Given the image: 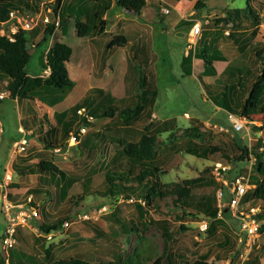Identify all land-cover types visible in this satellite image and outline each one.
Wrapping results in <instances>:
<instances>
[{
	"label": "rangeland",
	"instance_id": "374dc122",
	"mask_svg": "<svg viewBox=\"0 0 264 264\" xmlns=\"http://www.w3.org/2000/svg\"><path fill=\"white\" fill-rule=\"evenodd\" d=\"M213 1H215L218 6H215V9L213 8V13L210 14V17L215 19L224 18L225 12L229 8L244 7L246 4V0ZM259 1L264 3V0ZM53 3L54 0H45L41 7V10H43L42 13L49 14L47 8L51 7L53 9ZM118 10H120L119 7L109 11V16L113 17ZM190 10L191 7H189V11ZM23 12L30 16L35 15L33 11L25 7H23ZM170 13L162 17L157 16L154 18V20L158 21L156 23L158 30L155 33V40L156 51L159 54L157 69L160 77V94L156 97L153 109L158 119L166 120L174 118L176 122L172 125L171 123L168 124L165 131L157 138L158 150L162 148L165 155H170L166 165L159 168L160 176L163 182L167 184L165 188L166 198H164L161 203L162 210L165 213L176 210L173 201L178 199L186 191H190L191 194L205 193L215 195V188L213 187L194 189L190 188L188 184L190 179L198 177L205 168L208 166L212 168V165L217 160L222 162L226 161L220 158V153L208 155L201 154L200 152L205 147L208 148L210 145H216L220 139L232 137H235L236 140L240 142V145L246 144L251 147L257 140V136L264 134V130H258V128L262 126V122L258 120L261 119L260 115L248 117L249 121H258V123L252 124L254 128L252 126L250 127L251 124H249L248 128L241 131H235L233 129L228 118V111L224 108V103L226 101H234V94H237V97L239 96L240 98L241 89L245 88L248 82L243 83V88L237 87L234 94H229V90L226 89L228 83L224 82L229 75L224 73L221 77V72H223L227 64L230 62L234 64V60L243 63L242 68L245 73L248 70L251 71L247 76L249 80L251 76L254 75V71H261L260 68L262 67L261 65H264V61L256 63L253 47L255 44H260L264 48V15L261 24L256 28L250 29L246 37L247 39L238 43H235L233 39L230 38L229 34H225L226 22H222V27L214 32L215 38L211 34L206 35L207 32L212 33L210 29H205L207 26L210 27L209 25L211 23H209V25H204L200 37L203 36V38L207 39V44L209 46L212 45V49L208 47V52L206 53L212 65L206 66L202 64L200 60L199 62L201 65L196 66L197 75L191 76L183 73L179 64L183 56V44H185V41L177 38V30L174 28V21L179 17L180 12L172 11V13ZM144 14L147 15V13ZM50 16H52L51 13ZM145 18L147 19L149 17L145 16ZM80 19L82 20V17H80ZM167 24L169 27H167ZM36 28H39L41 32L40 35L36 34L35 31H32L30 35L32 36V40L38 43L41 40L44 25L40 23L39 27L37 26ZM228 28L229 32H231L232 30L230 31V29H232L233 26H228L226 29L227 31ZM168 29L169 32L167 33L166 31ZM74 30L75 24L73 20L69 25L70 38L68 37L67 40L65 38L64 41L68 44L71 43L70 45H72L75 50L73 56H77L78 53L81 52L82 42L77 39ZM51 42L52 40L50 39L49 45ZM172 42L173 45H171ZM220 45L222 49H219ZM46 46L45 44H41L38 47L32 48V58L27 65L28 75L34 76L37 73L45 71L41 64V54L46 49ZM220 55H222L225 60L219 61L221 58ZM86 56H88V51ZM213 56L219 57V62L217 60L214 61ZM74 59L75 58L72 57L70 60L69 65L71 67L76 65ZM104 59L108 62L112 57L106 54ZM84 60L89 61V57H84ZM43 61L46 63L45 57ZM86 66L84 65L83 69L88 72ZM204 70H207V73L200 76ZM209 70L212 73L216 71V75H218L219 78L221 77V79L217 82L215 80L211 82L213 76L209 74ZM112 72H118L117 76L120 75V69L112 67ZM73 74L71 73V75L75 77L76 75ZM72 76L71 78L76 81V87L71 94H67V98L64 103L60 105V108L69 107L78 102L81 98L82 102L84 99L88 98L89 105L79 109L85 108V113L91 115L90 112L93 108H97L101 103L107 102L103 97L104 95L82 94L83 89H81L82 87L79 79H75ZM201 81L205 84H208L206 82L211 84L205 85ZM5 82L0 83V89H6ZM223 92L226 94H223ZM111 95L116 97L120 108H129L136 106L138 96L140 95L141 97L142 94ZM219 106L222 108L219 109ZM33 108L38 119L46 120L38 124V128L43 127L46 129L48 126L56 124L58 119L59 121L62 120L67 122L68 119L70 121L73 118V112H71V110H67V115L64 117L58 112H52L50 114V111L44 110L36 105ZM148 108L149 107H147V109ZM21 114L22 110L18 101L13 99L0 101V156L4 157L6 162L9 161L10 151L14 149L15 143L22 139V134L19 130L21 125ZM77 114L80 116L78 111ZM24 115H26V113H24ZM152 118L156 117L152 116ZM191 118L198 119V122H202V126L197 125L198 127L196 126L194 128ZM110 122L111 121L107 118H96L95 124L88 127L89 134L87 133L88 135L81 139V143H69L67 140L68 137L62 134L58 145V148L61 150L56 152L55 149H48L45 158L50 159L54 164L66 171L69 179L91 176L94 184L101 183L107 169H110L111 172L116 171L113 170L112 165L120 160L119 153L117 152L119 148L118 143H122L123 146L136 143L139 139L141 129L144 126L142 121H135L129 127V130H132L131 132L125 131L124 129L117 131L116 129L119 130V128L106 127ZM79 123V120L75 122V128H77ZM35 132L39 134L38 130ZM208 132H212L213 134L211 137L209 136L210 138L207 137ZM223 134H227V136ZM202 137L205 138L206 141H201ZM38 139L37 142L41 143ZM209 139L211 140L210 142L208 141ZM187 140H194L196 143L200 144L201 147L198 148L200 156L187 153L183 150L185 141ZM84 143L85 146H83ZM31 147L32 145H29L24 152H16L15 154H25L29 157L39 152V150H36L35 153H32L34 149ZM40 147L41 146H39V148ZM254 164L255 159L253 156H251L250 161H239L237 164L238 170H242V172L251 175V185H253L252 182L261 181L262 179V173L254 167ZM65 183L66 180L61 179L60 176H55V178L44 176L39 183L41 188L34 187L41 190L40 192L33 193V195L42 220L44 218L45 221L55 222L65 218V220L70 222V225L58 229L57 231L50 232V234L53 233L52 238H47V233H44V231L39 228L42 222H44L42 220L38 224L36 223V225L35 223L31 224V227H20L17 236L18 243L15 248L12 249L13 251H11V253L13 258H19L21 260V264H40V261H52L55 259L69 258L75 255L92 262H98L103 259L115 260L116 254L119 255L122 264H138L139 262L147 264L145 261L146 257L156 258L164 254V251L165 254H174L176 264H183L184 261L182 258L188 259L190 264H193L195 258L206 252L210 254L209 262L211 264H227L229 260L235 257L238 248L241 247L238 240L239 228L235 227V225L239 227L238 221L230 215L226 217V220L231 230L233 229L231 233L233 238V242L231 243L232 251L218 247L217 240L209 238L207 232L204 233L201 231L200 222L203 220H201V218L204 216H202L199 221L191 220L190 222H185L182 220H174L173 218L166 217L165 215H158L153 212L149 214L150 217L147 216L144 218L145 221H148L146 226L144 222H137V229L132 230V227L129 226L128 223H124L125 226L122 227V225L116 221L107 219V216H112V214L125 219L136 217V211L130 206L132 200H126L125 197H120L117 202H114L110 201L107 197L99 195L93 196L87 193L85 195L86 199L79 201L77 200V196L73 198L71 196L73 192H79V190H81L80 180L72 185L66 198H62L60 191ZM14 184H12L11 187L16 186ZM251 189L252 187L249 190ZM70 198L72 202H68ZM227 199L226 197V200ZM86 212L91 215L90 219L78 218V216H84ZM150 218L155 221V224L150 221ZM166 218H170V226L163 224ZM204 219L209 220L208 218ZM2 221L3 219L0 212V222ZM182 222L188 226V230H182L180 228ZM164 227H167L166 232ZM166 233H169V237L167 238ZM256 245L254 246V250L256 249ZM147 247L151 248V250H142ZM48 249L50 252L49 255L46 256V250ZM138 250H140V255L136 253ZM153 261L154 260H151L149 263ZM16 264L19 263L17 262Z\"/></svg>",
	"mask_w": 264,
	"mask_h": 264
},
{
	"label": "trees",
	"instance_id": "16d2710c",
	"mask_svg": "<svg viewBox=\"0 0 264 264\" xmlns=\"http://www.w3.org/2000/svg\"><path fill=\"white\" fill-rule=\"evenodd\" d=\"M44 1L45 0H0V24H6L8 22L10 12L12 10H19L23 12V7H25L26 9L33 11L34 14L38 13L41 10ZM62 3L63 0H54L52 5L55 13L60 12L61 25L64 27L70 16H65L61 11H59ZM117 4L128 11L141 12V10L147 6V1L117 0ZM206 8L207 5L204 0H197L194 5V9L199 17H201L202 12ZM78 15L83 16L84 13L80 11L74 16L76 19L75 27L77 34L80 37H84L92 30H95L96 26L90 25L88 22L81 21ZM263 15V2L259 0H246L244 7H234L232 9H228L224 18H216L215 21H217V23L222 21L232 23L233 28L229 36L235 43H238L247 39L246 37L248 35L247 32L249 28H256L261 24ZM101 24H103V20H101ZM37 30L39 31V28H35L32 31L37 32ZM32 31H18L17 34L14 35L15 40H11L8 36L0 35V83L7 81L6 88L9 91V98L11 99L18 98V100L27 99L35 101L37 97H42L48 104L53 105L58 101L63 100L75 86V82L71 79L67 66V63L70 61L73 54V48L67 43L53 39L52 45L47 52L49 41L55 31V24L52 22L45 25L42 31L41 40L36 43V47L41 44L47 45L46 49L41 54V59L43 69H49L50 73L47 76H30L27 73V65L32 58L31 43L33 40L30 35ZM209 34L211 33H206V35ZM208 47L212 49V45L209 46L207 44V39L203 38V40L198 42L195 51H191L188 54L186 61L192 63V59L195 56L196 58H201L206 66H211L212 63L209 56L206 55ZM253 49V53L256 56V63L264 61V48L260 44H255ZM44 57L46 59V63L43 62ZM213 59L214 61L217 60L216 58ZM242 64V62L234 60V64H231L230 62L225 69V74H228L229 77H227L224 82L228 83L226 89L229 90V94H234L237 87L243 88L242 85L244 82L248 83L245 88L241 89V97L239 98V96L237 97V94H234V101H226L224 103V108L228 112H233L247 118L252 115H260L261 119L258 120L262 122V126H260L258 130L263 131L264 65H261L262 67L260 68V72L254 71V75H252L249 80L247 79V76L251 71L248 70L245 73L242 68ZM143 80L144 77L141 76L139 79V86L141 90L139 94L142 95L141 97L140 95L138 96V101L135 107L120 108L115 96H112L111 94H100L104 95L103 97L107 102L101 103L100 106L93 108L90 112L95 118H107L111 122L106 127L119 128V130L116 129L117 131L124 129L125 131L131 132L132 130H129V127L135 121H142L144 123L139 139L136 143L129 144L128 146H123L122 143H118L119 148L117 149V152L119 153L120 160L112 165L113 170L116 171L111 172L110 169H107L102 182L94 184L91 176L69 179L67 172L54 164L50 159L43 158L37 164L38 169L41 173L49 175L53 178H55V176H60L61 179L66 180L65 185L60 191L62 198H66L72 185L80 180L81 190H79V192H73L71 196L72 198L77 196V200L79 201L85 200V195L87 193H90L93 196L99 195L107 197L110 201L114 202H117L120 197H125L126 200H132L130 202V206H132L136 211V217L125 219L113 214L112 216H107V219L110 221H116L121 224L122 227L125 226L124 223H128L129 226L132 227V230L137 229V222H144V225L146 226L148 221H145L144 218L147 216L150 217L149 214L153 212L158 215H165L166 217L173 218L174 220H182L185 222H190L191 220L199 221V219L204 216L201 220L204 218H208L210 220L207 236L217 240L218 247L232 251V230L226 222V217L229 214V208H223V218H220V208L218 207L216 194L219 184L211 175V166L205 168L198 177L190 179L188 184L190 188L194 189L213 187L215 188V195L205 193L191 194L190 191H186L178 199L173 201L176 210L168 211L166 213L162 210L161 203L162 200L166 198L165 188L167 184L163 182L159 173V168L166 165L170 155H165L162 148H159V153L157 148V138L165 131L168 124L171 123L172 125L176 122L174 118L164 121H151V114H144V110L147 109V107L154 105L158 94L154 93L155 90L150 92L145 91ZM223 94L226 93L223 92ZM88 105L89 102L87 100L74 105L70 109L71 112H73V118L69 122L60 120L57 125L48 126L46 129L43 127L38 128L40 137L45 142L44 145L46 150L58 148L59 140L60 137H62V134H65L68 137L72 131L77 133L82 125L89 127L95 124L87 121L85 118H81L77 114L79 108L84 106L87 107ZM66 113L67 112L62 114V116L65 117L67 115ZM78 120L80 123L77 128H75V122ZM191 122L194 128L197 125L202 126V122H198V119L191 118ZM251 126L252 125H250V127ZM252 127L254 128V126ZM86 135L81 136L79 142ZM212 135V132H208L207 137H211ZM223 135L227 136V134ZM201 141H206V139L202 137ZM208 141L210 142L211 140L209 139ZM83 146H85V143ZM199 147H201L200 144L196 143L194 140H187L185 141L183 150L187 153L200 156L198 151ZM200 153L203 155L220 153V158L223 159V161L226 160L225 162L233 165H237L239 161H250L251 156L254 157V167L262 173V179L261 181L252 182L255 187L247 192L242 205L249 204L247 207L248 210L250 208H260L258 218L260 221L264 220V134L257 136V140L251 145V147L246 144L240 145V142H238L235 137H232L228 139H220L216 145H210L208 148L205 147ZM234 168L236 169V167ZM17 169V164H15V170ZM40 191L41 190L34 188L30 190V193L33 194ZM226 197L230 199V195L228 193H226ZM68 202H72V199H68ZM170 218H166V220L163 221V224L170 226ZM64 220L65 218L55 222L44 220L39 228L44 231V233L54 232L58 229H62L61 227ZM150 221L155 224V221L151 218ZM164 228L166 232L167 227ZM180 228L182 230L189 229L183 222L181 223ZM263 229L264 224H262L261 231ZM167 237H169V233H166V238ZM142 250L148 251L151 250V248L147 247ZM49 252V249L46 250V256L49 255ZM136 253L140 255V250ZM115 257L117 258H115V260L103 259L98 262H92L75 255L69 258L55 259L52 261H40V264H122L121 259H119V255L116 254ZM209 258L210 254L206 252L195 258L193 264H211L209 262ZM260 258L261 257L258 254L252 253L245 264H260ZM182 259L184 261L183 264H190L188 259ZM151 260L154 261L149 263ZM145 261L147 264H176L174 254H165V251L164 254H161L156 258L146 257ZM16 262L19 264L22 263L19 258H13L11 253V264H15ZM0 263H4L2 252L0 253ZM138 264L142 263L139 262Z\"/></svg>",
	"mask_w": 264,
	"mask_h": 264
},
{
	"label": "crops",
	"instance_id": "0c3cea01",
	"mask_svg": "<svg viewBox=\"0 0 264 264\" xmlns=\"http://www.w3.org/2000/svg\"><path fill=\"white\" fill-rule=\"evenodd\" d=\"M146 1H147V6L144 7L141 10V12H135V11H128L123 7H120L117 4V0H63V3L60 7V11L65 16H70V18L68 19V22L65 23L64 27H62L61 25V27L58 30H56L54 39L60 42L67 43L64 41V39L66 38L67 40L68 37L70 38L69 25L73 20L75 24L76 19L74 16L80 11L84 13L83 16L78 15L79 18L82 17V20L80 19L81 21L88 22L90 25L96 26L95 30H92L91 32H89L88 35L84 37H80L77 34V30L75 27L74 33L76 34L77 39L82 42L80 49L81 52H79L77 56L76 55L73 56L75 50L71 45L73 48V54L71 58L72 57L75 58L74 62L76 65L74 67H71L69 65L70 61L67 63L70 77L72 76L71 73L72 74L74 73L73 75L76 76L75 77L72 76V77L75 79H79L80 81V85L82 87L81 89H83L82 94H139L141 91L139 86L140 85L139 79L141 76L144 77L143 86L145 91L150 92L155 90L154 91L155 94H160V85H159L160 77L158 75V69H157V60L159 59V54L156 51V40H155V33L158 30L156 23L158 21L154 20V18L157 16L162 17L163 15L169 14L170 12L172 13V11L180 12L179 17L174 21L175 24L174 28L177 30L176 31L177 38L183 39L185 41V44H183V49H184L183 56L179 64L181 71L191 76L197 75L196 66L201 65L199 62L200 60L202 61V64L205 65V63L201 58H196L195 56L192 59V63L186 61V57L188 56V54L191 51L193 52L195 51V50H191V51L187 50L188 35L191 31V28L194 26V24L201 23L203 29L204 25H209V23H211L209 25L210 27L207 26L205 29L206 30L210 29L212 31L211 35H213L215 38L216 36L214 35V32L218 31L222 27V22L227 23L225 24L226 29L229 24L228 21H222L217 23V21H215V18L210 17L211 16L210 14L213 13V8L215 6L216 7L218 6V4L213 0H204L207 5V8L202 12L201 17L198 16V14L194 9V5L197 2V0H187V1L186 0H178V1L146 0ZM117 7H119L120 10H118V12L114 14L113 17H110L109 11L115 10ZM189 7H191L190 11H189ZM167 9L169 10V12L165 11ZM144 13H147V15H145ZM145 16L149 18L146 19ZM101 20H103V24H101ZM167 27H169L168 24ZM250 29L253 28H249L248 32ZM231 30L232 29H230V31ZM166 32L168 33L169 29ZM40 33L41 32L37 30L36 34L40 35ZM200 36H199V40H203V36L202 37ZM173 42L171 43V45H173ZM70 44L71 43H69V45ZM219 49H222L221 45L219 46ZM87 51H88V56H86ZM106 54L109 57H112V59L109 60L108 62L104 59V56ZM220 56H221L220 60L219 57L216 56H213V58H216L217 61L225 60L222 55ZM84 57H89V61H85ZM41 64H42V59H41ZM84 65L87 67L88 72L87 70L83 69ZM112 67L115 69H120L119 76H117L118 72H112ZM225 69L223 70V72H221V77L225 73ZM49 73L50 70L47 69L42 73H37L36 75L47 76L49 75ZM206 73L207 71L204 70L200 74V76ZM209 74L213 76L211 82L214 80L217 82L218 80L221 79V77L219 78L218 75H216V71L213 73L211 72ZM72 80L74 81V79ZM74 82H75V86L68 94H71V92L75 89L76 81ZM5 83L7 84V81ZM206 83L211 84L209 82ZM6 90L7 88L3 90L0 89V92ZM7 98L11 99L9 98L8 95L6 98L0 100H6ZM66 98L67 95L63 100L58 101L53 105L48 104L46 101H44L45 99L42 97H37L35 101H31L27 99L18 100V98L13 99L18 101L20 108L22 110V114L20 115L21 125L19 127V130L20 133L22 134V138L24 136V132L27 134V138L29 142L28 145L26 146V150L29 147V145L30 146L32 145L34 149L32 153H35L36 150H39V152H36L33 156H29V157L26 156L25 154L16 155L15 147H14V149L10 151L9 161L6 162L4 157L0 156V185L4 177V174L7 170L11 171L14 176V179L9 186L10 200L14 202L25 200L26 196L32 194L30 193V190L32 188L33 189L34 187L41 188L39 183L42 180V177L44 178V176L45 177L49 176L41 173L37 166V164L43 158L44 159H48V158H45L47 155V150L44 145L45 142L41 139L40 134H37V132H35L36 130H38L37 125L42 123L43 121L45 122L46 120L38 119L36 114L34 113L33 107L36 105L38 107L43 108L44 110L50 111V114L52 112H58L61 113L62 115L67 110H70L77 103L80 102L82 103L81 100L82 98H81L80 99L81 101L79 100L78 102L74 103L73 105H70L69 107L60 108V105L64 103ZM87 99L88 98L84 99V101ZM153 108L154 105L150 106L148 109H145L144 114L150 113L151 121H153L154 119L161 120L157 118ZM220 108L222 107L219 106V109ZM24 113H26V115H24ZM152 116L156 118H152ZM67 122H69V119ZM57 123L53 124L52 126L57 125ZM38 135H39V139H38ZM37 139L40 140L41 143H38ZM39 146L41 147L39 148ZM15 164H17L18 167L17 170H15ZM50 177L51 176H49V178ZM12 184L16 186L11 187ZM251 187L253 188L255 187V185L253 184L251 185ZM1 194H2V188L0 186V212L3 219V221L0 222V243H1V234L6 224L3 207H2ZM244 197L239 205L240 207L239 210H248L247 206L249 204L242 205V203H244ZM229 215L230 213L228 214V216ZM40 221L41 220H33L31 223H29L24 227H31V224L35 223L36 225V223L38 224ZM42 221H44V218ZM261 223L264 224V220H261ZM235 227L239 228L237 227V225H235ZM0 253H1V248H0ZM252 253L258 254L261 257L260 264H264V229L261 231L260 236L257 239L256 249Z\"/></svg>",
	"mask_w": 264,
	"mask_h": 264
},
{
	"label": "built area",
	"instance_id": "2783aa9c",
	"mask_svg": "<svg viewBox=\"0 0 264 264\" xmlns=\"http://www.w3.org/2000/svg\"><path fill=\"white\" fill-rule=\"evenodd\" d=\"M60 11V9H59ZM169 12V10H165ZM43 10L36 13L34 16H30L19 10H12L10 12L9 20L6 24H0V35L8 36L11 40H15L14 35L20 30L32 31L40 23L44 26L54 22L55 31L51 40L53 42L55 32L61 27V16L60 12L55 13L51 7L47 8L49 14H43ZM50 13L52 16H50ZM228 26H232L229 23ZM202 31V24L196 23L191 29L188 35L187 50H195L199 36ZM227 34H230L229 28L226 30ZM52 42L48 46L47 52L52 45ZM36 43L32 41V48L36 47ZM9 95L8 90L0 93V99H4ZM78 113L82 118H85L91 123H95L96 118L92 115L85 113V108L79 109ZM228 118L230 124L235 131H241L248 128L249 124L258 123V121H249L247 117L237 115L233 112H228ZM89 132L88 126H80L79 131L76 133L74 131L70 132L68 136V142L77 144L80 137L86 135ZM27 134L24 132L23 138L15 143V152L22 153L26 150L28 145ZM61 149L56 148L55 151L59 152ZM236 167V169L234 168ZM238 165H233L231 163L217 161L212 165L211 175L214 180L219 184L216 194L218 200V207L220 208L219 217L223 218V208L228 207L231 217L236 218L239 222V232L238 240L241 247L238 248L235 258L229 260L227 264H245L249 259L252 252L254 251V246L257 243V239L261 233L262 223L258 218V213L260 208H250L249 210H239V205L243 197L247 194L251 188V175L246 174L238 170ZM251 170V169H250ZM13 174L11 171L7 170L1 182L2 194L1 201L3 212L5 216V227L1 234V252L3 256V264H11V251L15 248L18 243V229L24 227L31 223L33 220H42L39 208L34 200V195L29 194L27 198L23 201L14 202L9 198V186L13 181ZM226 193L230 195V199L226 200ZM78 218L90 219L91 215L86 212L84 216ZM210 221L203 219L200 222V229L202 232L206 233L209 228ZM70 222L65 220L61 228L68 227ZM53 233H47V238H52Z\"/></svg>",
	"mask_w": 264,
	"mask_h": 264
}]
</instances>
